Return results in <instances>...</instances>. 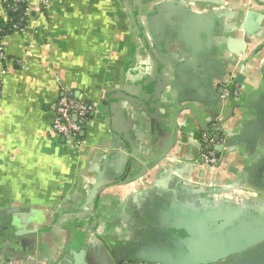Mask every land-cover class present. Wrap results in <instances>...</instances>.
<instances>
[{"label": "crops", "instance_id": "0c3cea01", "mask_svg": "<svg viewBox=\"0 0 264 264\" xmlns=\"http://www.w3.org/2000/svg\"><path fill=\"white\" fill-rule=\"evenodd\" d=\"M0 45V264H238L264 244V0H49ZM63 95L95 107L79 145L52 131Z\"/></svg>", "mask_w": 264, "mask_h": 264}, {"label": "built area", "instance_id": "2783aa9c", "mask_svg": "<svg viewBox=\"0 0 264 264\" xmlns=\"http://www.w3.org/2000/svg\"><path fill=\"white\" fill-rule=\"evenodd\" d=\"M6 7L10 9L9 0H2ZM49 0H14L13 11L17 9V5L25 4V17L34 7L46 6ZM6 13V11H5ZM6 15V14H5ZM16 28V26H15ZM4 53L3 47L0 45V79L3 73ZM239 95L238 85L234 82V73H232L228 82L224 85L223 98L229 100ZM95 107L85 101L63 95L54 107V118L52 121L53 133L65 140H70L79 145V137L82 131L90 124V116L93 114ZM216 134L211 132L202 133L201 139L203 143L202 154L200 156L201 163L207 167H216L220 162L216 151ZM19 264V263H11Z\"/></svg>", "mask_w": 264, "mask_h": 264}, {"label": "trees", "instance_id": "16d2710c", "mask_svg": "<svg viewBox=\"0 0 264 264\" xmlns=\"http://www.w3.org/2000/svg\"><path fill=\"white\" fill-rule=\"evenodd\" d=\"M2 3L6 11L7 19L0 18V40H2L7 35H10L13 31L17 30L19 26L24 22V19L26 18L25 17V11H26L25 4L17 5V9L13 11L12 7L14 6V0L8 1V4L10 5V9L6 7V4L3 1Z\"/></svg>", "mask_w": 264, "mask_h": 264}, {"label": "water", "instance_id": "95a60500", "mask_svg": "<svg viewBox=\"0 0 264 264\" xmlns=\"http://www.w3.org/2000/svg\"><path fill=\"white\" fill-rule=\"evenodd\" d=\"M249 17L250 18H253L254 16L251 14ZM217 140H220V137H217ZM219 151H221V147L220 146L218 147V152ZM217 156L219 158V155H217ZM263 247H264V244L260 243V244H258V248H255L253 250L251 249L247 253L246 252L239 253V255H241V257L239 258L240 260H239L238 264H255L256 260L254 261V259H257V256H254L253 257V255L255 254L256 251L262 249ZM261 255H264V251L261 253Z\"/></svg>", "mask_w": 264, "mask_h": 264}]
</instances>
